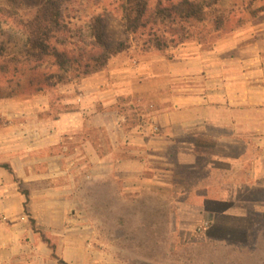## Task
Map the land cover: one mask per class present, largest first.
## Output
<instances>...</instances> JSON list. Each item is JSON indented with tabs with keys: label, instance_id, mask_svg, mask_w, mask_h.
<instances>
[{
	"label": "crops",
	"instance_id": "obj_1",
	"mask_svg": "<svg viewBox=\"0 0 264 264\" xmlns=\"http://www.w3.org/2000/svg\"><path fill=\"white\" fill-rule=\"evenodd\" d=\"M61 92L69 96L61 102L72 109L55 118L0 108V264H59L30 218L38 231L61 236L60 260L100 264L76 256L82 228L68 208L78 202L71 195L77 173L94 181L120 178L137 191L175 189L177 199L196 201L199 214L212 219L232 216L204 208L231 201L229 193L211 192L207 176L200 182L193 177L200 189L184 191L180 168L192 172L201 160L204 171L222 172L214 164L228 163L232 172L224 184L240 189L264 183V12L209 44L184 43L165 51L132 47L112 58L105 71ZM133 111L158 132L140 129L142 121L128 127ZM5 164L14 175L1 167ZM42 168L34 178L32 171ZM19 179L39 183L41 190L28 198L7 192Z\"/></svg>",
	"mask_w": 264,
	"mask_h": 264
},
{
	"label": "rangeland",
	"instance_id": "obj_2",
	"mask_svg": "<svg viewBox=\"0 0 264 264\" xmlns=\"http://www.w3.org/2000/svg\"><path fill=\"white\" fill-rule=\"evenodd\" d=\"M51 1L0 0V64L14 63L17 58L26 59L29 48L26 46V36L23 35L25 31L20 21L25 23L32 21L35 16L41 15L42 10L52 5L61 15L59 27L49 25L48 28L51 30L52 47L56 46L61 51L62 46L58 43L67 39L68 51L72 56L76 57L80 48L85 52L90 51V48L82 44L80 37L90 34L88 27L94 16L107 6L101 3L104 0ZM158 1L165 6L169 1L178 3L183 0H151V6L155 7ZM217 4L214 9L218 14L213 12L210 14L212 13L214 18L219 13L223 15L224 24L220 33L208 34L214 30L211 20L207 21L208 24L194 21L191 23L194 26L184 24V27H180L179 24L172 26L171 22H165L159 28V36L167 43L174 38L176 41L186 40L185 43H194L198 41L197 36L201 35L205 37L204 43L209 44L215 42L220 35L227 34L234 27L253 18L244 12L248 6L242 5L240 0H223ZM261 5L264 4L254 2L251 7H261ZM230 10L235 12L232 13ZM243 16V22L238 23V19ZM120 18L121 13L113 16L110 36H122ZM146 39L130 37V49L142 48ZM33 52L38 53L37 50ZM53 72H57V69L55 68ZM28 80V78L23 79L19 86L18 80L7 85L0 77L1 110L10 113L15 112L16 109L22 111L28 109L32 114H39L41 118L46 116L55 118L60 113L72 109V106H65L61 102L65 97H69L61 92V87L82 81L71 80L56 87H44L43 90L36 91ZM13 102L15 104H12ZM47 103L50 110L44 109ZM139 117L138 112L133 111L127 126L130 128L137 126L142 121ZM2 124L0 122V125ZM59 151L57 150L56 154ZM229 156L228 154L227 157ZM214 165L225 171H204L202 169L204 161L201 160L196 163L198 169L192 172L187 168H180L184 180L183 189L184 191L200 189L201 187L193 184L194 178L197 177V181L200 182L206 176L209 177L207 182L211 192L222 190L229 193L231 201L207 203L204 208L215 213H230L232 214L230 217L219 216L212 219L210 213L200 215L197 210L199 203L191 199L186 200V197L177 199L173 193L175 189L157 190L143 187L137 191L131 186L124 185L120 178L94 181L86 178L87 173L82 175L77 173L75 183L72 180L70 182L75 184L71 195H75L78 202L69 203L68 208L71 211L69 216L78 215V225L82 228L81 237H77L81 247L76 252V256L81 259H95L100 264H264V183L235 188L231 183L224 184L229 180L228 171L232 172L229 169L232 166L228 163ZM36 172L41 174L45 170L34 169L32 171L34 178L37 176ZM237 172L238 169L235 173ZM239 175L242 180L245 179L243 172L239 171ZM42 184L44 185V182ZM50 184L52 188L58 186L59 182ZM187 184L189 186H186ZM10 186L7 192L14 195L18 192L23 195L27 192L31 195L32 190H41L39 183H25L20 179L14 180ZM181 189L182 187H179V190ZM25 204L26 202L23 203V211ZM205 223H209L207 227ZM68 225V222L65 223L64 229ZM59 227L61 225L55 226V229ZM41 233L39 237L44 242H48V247L50 249L55 247L56 257L59 260L64 259L56 253L57 240L61 236L48 232Z\"/></svg>",
	"mask_w": 264,
	"mask_h": 264
},
{
	"label": "trees",
	"instance_id": "obj_3",
	"mask_svg": "<svg viewBox=\"0 0 264 264\" xmlns=\"http://www.w3.org/2000/svg\"><path fill=\"white\" fill-rule=\"evenodd\" d=\"M49 1L52 2L47 0V2ZM220 1L223 0H183L178 3L169 1L165 6L158 1L157 5L152 7L151 0H104L101 3H105L107 6L94 16L88 27L90 34L86 37H80L82 44L90 48V51L85 52L84 49L80 48L76 57L69 53L67 39L58 43L59 46H62L61 51L58 50V47L51 45L49 25L55 28L59 27V18L61 17L60 11H57L52 5L42 10L41 15L35 16L34 20L26 23L20 21L25 31L23 35L26 36V46L29 48L26 52L27 57L26 59L17 58L13 61L14 63L0 64V77L7 85L18 80V86L23 79L28 78L30 86L36 91H41L44 87H56L71 80L87 79L94 74L105 71L112 58L129 50L130 37L147 38L143 41V50L165 51L171 46L184 44L186 40L176 41L174 38L170 43H167L161 39L159 28L165 22H171L172 26L179 24L180 27H184V24L190 25L194 21L199 24H208L207 21L211 20L214 30L206 33L210 35L220 33L224 24L223 15L219 13L214 18L212 13L210 14V12L218 14L214 6H217ZM240 2L242 5L248 6L244 12L249 16L255 17L264 12V5L251 7L254 2L264 4V0H249L248 2L240 0ZM117 13H121L119 23L122 36L113 37L109 35L110 26L113 16ZM207 18L209 19L206 20ZM243 18L244 16L239 18L238 23L241 24ZM191 26L194 25L191 24ZM197 37L198 43L205 42L204 36L199 35ZM33 50H37L38 53L33 52ZM45 65L50 67L45 68ZM52 68L54 70L56 68L57 72H53ZM1 167L14 175L9 165L5 164ZM24 195L29 197L27 192ZM27 204L24 206L26 212ZM30 223L33 231L42 235L37 230L36 221L30 218ZM51 250H53V257L58 260L59 264H67L56 257L55 247H51Z\"/></svg>",
	"mask_w": 264,
	"mask_h": 264
},
{
	"label": "built area",
	"instance_id": "obj_4",
	"mask_svg": "<svg viewBox=\"0 0 264 264\" xmlns=\"http://www.w3.org/2000/svg\"><path fill=\"white\" fill-rule=\"evenodd\" d=\"M146 127H152V132H155V133L158 132V128L155 125L153 126L150 121H142L140 123L139 128L144 130V128Z\"/></svg>",
	"mask_w": 264,
	"mask_h": 264
}]
</instances>
